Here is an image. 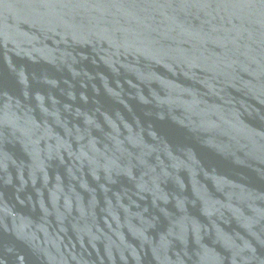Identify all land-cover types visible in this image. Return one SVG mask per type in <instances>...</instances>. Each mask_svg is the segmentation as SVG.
I'll list each match as a JSON object with an SVG mask.
<instances>
[{"label":"water","instance_id":"water-1","mask_svg":"<svg viewBox=\"0 0 264 264\" xmlns=\"http://www.w3.org/2000/svg\"><path fill=\"white\" fill-rule=\"evenodd\" d=\"M0 264H264V0H0Z\"/></svg>","mask_w":264,"mask_h":264}]
</instances>
